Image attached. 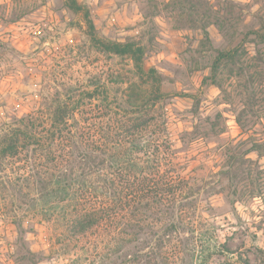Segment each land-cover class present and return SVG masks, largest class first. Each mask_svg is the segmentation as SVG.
Segmentation results:
<instances>
[{"label": "trees", "instance_id": "trees-1", "mask_svg": "<svg viewBox=\"0 0 264 264\" xmlns=\"http://www.w3.org/2000/svg\"><path fill=\"white\" fill-rule=\"evenodd\" d=\"M65 1L71 10H83L77 0ZM234 5L230 1L214 9L208 0H169L164 6L177 10L172 16L176 27L200 29L203 42H209L211 24L231 36L229 47L213 49L204 79L228 103L231 93L220 75L236 84L243 100L235 120L247 132V114H264L254 91L264 83L263 52L247 48L248 43H264V23L236 30ZM83 15L93 46L130 60L133 79L121 100L98 79L86 89L68 87L63 99L36 112L0 122V194L19 201L14 212L38 215L54 226L60 248L73 254L68 264H193L198 253L204 264L217 249L208 235L211 222L198 212L204 207L211 214L213 209L208 202L198 204L196 180L185 172L186 158L179 154L181 146L198 136L179 138L180 146L174 142L163 103V76L145 66L144 46L134 38L97 37L89 11ZM257 120L262 136L249 151L264 146V117ZM231 159L224 174L233 182L242 179L243 160ZM87 233L94 238L81 242Z\"/></svg>", "mask_w": 264, "mask_h": 264}, {"label": "rangeland", "instance_id": "rangeland-1", "mask_svg": "<svg viewBox=\"0 0 264 264\" xmlns=\"http://www.w3.org/2000/svg\"><path fill=\"white\" fill-rule=\"evenodd\" d=\"M168 1L77 0L83 10L73 11L65 0H0V122L36 112L63 99L68 87L86 89L98 79L106 82L111 95L123 98L134 76L131 62L93 46L83 15L87 9L97 37L134 38L144 46L145 66L163 76L167 126L176 145H181L179 138L198 136L181 146L179 154L186 158L185 172L196 180L198 204L208 202L213 209L211 214L204 207L198 212L211 222L208 235L217 249L204 264H264V146L249 151L262 136L257 119L264 114L248 113L249 129L241 130L235 109L243 99L236 84L220 75L231 93L228 103L204 79L213 49L229 47L231 36L211 24L209 42H203L200 29L176 27L172 16L177 10L166 8ZM208 1L214 9L235 3L231 16L236 30L264 23V0ZM247 48L250 53L258 48L264 56V43H248ZM260 69L264 79V61ZM254 91L264 106V83ZM231 156L243 160L242 179L233 182L224 174ZM18 203L0 194V264H68L73 254L60 248L54 226L38 215L14 212ZM86 238L94 234L87 233L81 242ZM200 255L193 264H203Z\"/></svg>", "mask_w": 264, "mask_h": 264}]
</instances>
